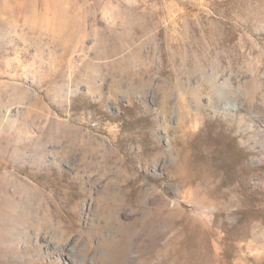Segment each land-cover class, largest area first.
<instances>
[{
    "label": "rangeland",
    "instance_id": "1",
    "mask_svg": "<svg viewBox=\"0 0 264 264\" xmlns=\"http://www.w3.org/2000/svg\"><path fill=\"white\" fill-rule=\"evenodd\" d=\"M0 264H264V0H0Z\"/></svg>",
    "mask_w": 264,
    "mask_h": 264
},
{
    "label": "bare ground",
    "instance_id": "2",
    "mask_svg": "<svg viewBox=\"0 0 264 264\" xmlns=\"http://www.w3.org/2000/svg\"><path fill=\"white\" fill-rule=\"evenodd\" d=\"M242 120V119H241ZM97 256H99V255H95L93 258H99V257H97ZM93 258H92V260H93Z\"/></svg>",
    "mask_w": 264,
    "mask_h": 264
}]
</instances>
